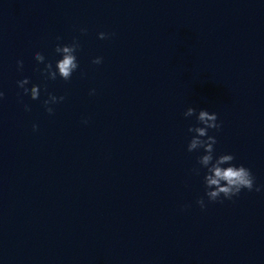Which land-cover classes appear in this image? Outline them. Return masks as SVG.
I'll return each mask as SVG.
<instances>
[{
	"label": "clouds",
	"instance_id": "9594fccd",
	"mask_svg": "<svg viewBox=\"0 0 264 264\" xmlns=\"http://www.w3.org/2000/svg\"><path fill=\"white\" fill-rule=\"evenodd\" d=\"M82 33H86L87 29L81 28ZM114 33H98L99 39H108ZM57 39H60L59 37ZM80 48V43L77 39L69 44H57L55 52L61 56V59L56 61L55 69L51 62H46L45 56L41 52L34 54V59L40 63L45 64V68L42 74L46 79L55 80L57 75L65 81L71 79L73 72L78 67V61L76 52ZM103 62L102 57H96L92 60L93 64H101ZM18 67L23 68V61H17ZM30 83L29 79L25 77L22 80L17 81L19 88L23 89L24 95H30L32 100H38L40 98V86L33 85L31 89L26 87ZM95 90H92L94 94ZM4 98V93L0 91V100ZM65 99L64 96H55L49 93L48 99L44 100L45 110L49 115L54 113V109L50 107L51 104L62 102ZM25 110H30L28 105H25ZM185 118L195 116L196 122L190 125L187 129L188 133H191V138L187 145L188 152H197L203 150V154L197 157V164L200 168L206 169V173L203 177V183L205 188V195L208 202H223V199L231 200L233 197L238 196L242 190L260 192L264 185H256L255 177L251 170L245 167L243 164L237 166L233 163L235 156L230 153H222L215 155V145L217 138L214 135H209V130L215 129L219 131L221 124L218 123V115L215 112H209L206 109H197L194 107H188L183 113ZM87 123V121H84ZM38 130V125H33V131ZM193 172L199 175L200 169L194 168ZM196 203L203 210L206 208V203L203 197L197 199Z\"/></svg>",
	"mask_w": 264,
	"mask_h": 264
}]
</instances>
